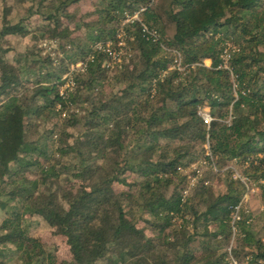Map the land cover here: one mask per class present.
I'll return each instance as SVG.
<instances>
[{"label": "trees", "instance_id": "1", "mask_svg": "<svg viewBox=\"0 0 264 264\" xmlns=\"http://www.w3.org/2000/svg\"><path fill=\"white\" fill-rule=\"evenodd\" d=\"M252 189L264 204V0H0V264H264Z\"/></svg>", "mask_w": 264, "mask_h": 264}, {"label": "rangeland", "instance_id": "2", "mask_svg": "<svg viewBox=\"0 0 264 264\" xmlns=\"http://www.w3.org/2000/svg\"><path fill=\"white\" fill-rule=\"evenodd\" d=\"M19 9H18V11L20 12ZM92 9L93 8L90 5L81 6V13L90 12V11H92ZM118 36H122V34H119ZM28 43H29V39L22 40V44L26 45ZM109 43H111V42H109ZM42 47L46 49V50H44V52L48 53V52L56 49L58 47V44L57 43L54 44L53 42L47 41L46 43L42 44ZM98 48H100V46ZM112 48L115 50L117 49V48H115V46ZM129 50L126 48H123L121 51L117 50V52L120 53L119 60H117L115 63L111 62L112 64L109 62L108 65H117L118 63H119V65H121V64H124L125 62H127V59H129V61H130L131 57H129V56H130V54L132 55L133 51L131 50V53H130ZM116 55L118 56V54H115V56ZM78 64H81V62L71 65L70 71L66 75L73 73L75 71H79L80 67H78ZM205 65L211 66V61L206 60ZM68 85L69 84L63 85L61 87V91L65 92L66 89L69 88V87H66ZM209 113H210V111H209V108H207V107H204L200 110L201 116L203 115L202 117H204V115L209 114ZM216 188L219 190L220 187L216 186ZM244 208L246 210L250 211L251 213H253L255 230L258 233V235L264 239V214H263V216H261V214L264 210V204L262 202V199L260 197V191L258 189H252V191L247 194V196L245 197V201H244ZM2 218H3V214L0 213V222H1ZM31 234L35 237L40 238L42 241H44L48 245V247L54 248L59 260L69 258V256H70L69 248H68L64 238L62 236L55 235L53 230H50L49 228H47L46 225L43 222H41L40 220H33V222L31 223ZM233 240H234V238H233ZM232 248H233V241H231V244L228 248L230 254H232ZM230 259L232 261V264H235V263L236 264H247V262H248V260L238 261L236 258H234V257L232 258V256Z\"/></svg>", "mask_w": 264, "mask_h": 264}, {"label": "built area", "instance_id": "3", "mask_svg": "<svg viewBox=\"0 0 264 264\" xmlns=\"http://www.w3.org/2000/svg\"><path fill=\"white\" fill-rule=\"evenodd\" d=\"M143 11H145V8H142L140 11L136 12L133 16H128V19L125 21V23H129L133 20H139V16H140L141 12H143ZM154 36H155V34H154ZM118 39H119V42L117 43V47H116L117 49L116 50L112 48L113 47L112 43H109L107 48L105 49L109 58L112 60V63H115L117 60H119L120 53L117 52V50L121 51L123 48H126L124 38L122 36H118ZM101 48H102V46H100V49ZM235 51H236V46H233L231 43H228L227 46L225 47L222 55H221L222 64L220 67H223L224 69L231 71L230 60L232 58V54ZM115 54H118V56L117 55L115 56ZM175 63L177 65V68L179 71L185 72L186 68L184 66H182V62L180 61L179 58L175 59ZM85 65H86L85 63L81 62V64H78V67H80V70H83ZM117 65H119V63ZM117 65H112V67L117 66ZM70 80H71V78H70ZM67 84H69V85L66 87H69V88L73 85L72 81L68 82ZM61 93L64 94L65 92L61 91ZM202 118L206 124H208V125L211 124L212 117L210 116V113L204 115V117H202Z\"/></svg>", "mask_w": 264, "mask_h": 264}]
</instances>
